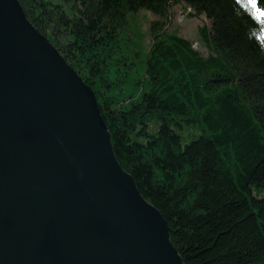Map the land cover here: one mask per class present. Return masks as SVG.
Masks as SVG:
<instances>
[{
  "label": "trees",
  "instance_id": "16d2710c",
  "mask_svg": "<svg viewBox=\"0 0 264 264\" xmlns=\"http://www.w3.org/2000/svg\"><path fill=\"white\" fill-rule=\"evenodd\" d=\"M18 1L92 89L182 261L264 264V0ZM174 5L204 16L205 53L167 27ZM139 11L156 18L134 36Z\"/></svg>",
  "mask_w": 264,
  "mask_h": 264
},
{
  "label": "water",
  "instance_id": "95a60500",
  "mask_svg": "<svg viewBox=\"0 0 264 264\" xmlns=\"http://www.w3.org/2000/svg\"><path fill=\"white\" fill-rule=\"evenodd\" d=\"M0 264H185L90 86L0 0Z\"/></svg>",
  "mask_w": 264,
  "mask_h": 264
},
{
  "label": "rangeland",
  "instance_id": "374dc122",
  "mask_svg": "<svg viewBox=\"0 0 264 264\" xmlns=\"http://www.w3.org/2000/svg\"><path fill=\"white\" fill-rule=\"evenodd\" d=\"M143 10V9H139ZM189 10L184 6V5H174L173 7L170 8L169 12V18L167 20V27L169 28H175L178 32V34L189 38L192 40V45L205 53V49L203 46H201L197 39L196 36V27L200 25L201 21L205 20L204 16L202 14L197 15V16H192L188 14ZM146 13L147 19L146 20H141L138 19V15L140 16L141 14ZM156 16L151 14L150 12L147 11H139L138 14L134 16L133 20H130L131 26L134 32V36H137L139 34V21L141 23L142 29H145L147 27L149 21L151 19H155ZM145 39L147 40L148 37L146 36Z\"/></svg>",
  "mask_w": 264,
  "mask_h": 264
},
{
  "label": "snow or ice",
  "instance_id": "6c2138e0",
  "mask_svg": "<svg viewBox=\"0 0 264 264\" xmlns=\"http://www.w3.org/2000/svg\"><path fill=\"white\" fill-rule=\"evenodd\" d=\"M251 7L255 10L256 9V0H249Z\"/></svg>",
  "mask_w": 264,
  "mask_h": 264
},
{
  "label": "built area",
  "instance_id": "2783aa9c",
  "mask_svg": "<svg viewBox=\"0 0 264 264\" xmlns=\"http://www.w3.org/2000/svg\"><path fill=\"white\" fill-rule=\"evenodd\" d=\"M188 10H189V8L188 7H186Z\"/></svg>",
  "mask_w": 264,
  "mask_h": 264
},
{
  "label": "clouds",
  "instance_id": "9594fccd",
  "mask_svg": "<svg viewBox=\"0 0 264 264\" xmlns=\"http://www.w3.org/2000/svg\"><path fill=\"white\" fill-rule=\"evenodd\" d=\"M262 54H264V53H262Z\"/></svg>",
  "mask_w": 264,
  "mask_h": 264
}]
</instances>
